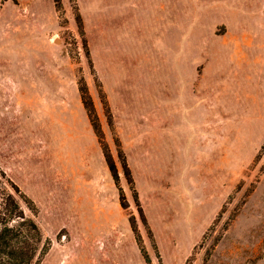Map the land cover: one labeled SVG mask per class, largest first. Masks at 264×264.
Returning <instances> with one entry per match:
<instances>
[{
    "label": "rangeland",
    "instance_id": "1",
    "mask_svg": "<svg viewBox=\"0 0 264 264\" xmlns=\"http://www.w3.org/2000/svg\"><path fill=\"white\" fill-rule=\"evenodd\" d=\"M0 185L39 264H264V0H0Z\"/></svg>",
    "mask_w": 264,
    "mask_h": 264
},
{
    "label": "trees",
    "instance_id": "2",
    "mask_svg": "<svg viewBox=\"0 0 264 264\" xmlns=\"http://www.w3.org/2000/svg\"><path fill=\"white\" fill-rule=\"evenodd\" d=\"M76 18L79 24L78 14ZM80 92L94 133L98 141L102 143V132L92 101L85 88L80 87ZM106 149L107 147L102 145L109 173L115 186L118 187L116 167ZM23 205L31 206L32 201L27 199L16 185H0V264H39L50 248V240L44 237L36 221L26 215ZM132 231L136 233L134 226ZM136 241L145 262L150 264V259L141 246V240L137 234Z\"/></svg>",
    "mask_w": 264,
    "mask_h": 264
}]
</instances>
